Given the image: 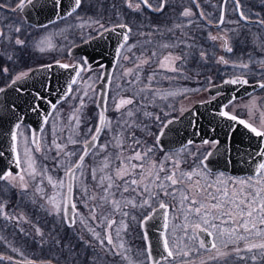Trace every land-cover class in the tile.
Returning <instances> with one entry per match:
<instances>
[{"label": "snow or ice", "instance_id": "snow-or-ice-1", "mask_svg": "<svg viewBox=\"0 0 264 264\" xmlns=\"http://www.w3.org/2000/svg\"><path fill=\"white\" fill-rule=\"evenodd\" d=\"M57 9L63 6L62 0H54ZM125 3L129 9L134 12L143 13L144 9L149 12H163L167 0H125ZM196 3V0H193ZM226 5L229 0H223ZM234 10L238 12L239 21H245L246 23H257L264 25V19L252 21L246 13L241 10L240 0H232ZM33 4V0H17V3L13 11H23L26 5ZM82 0H71V6L67 10V16L76 15L79 17L78 9L81 8ZM199 7V4L196 5ZM6 5L0 3V8H4ZM59 14V13H58ZM182 17H190L193 15L190 8H185L180 13ZM200 16L203 18L204 13L201 12ZM63 18V16H61ZM55 22V21H52ZM100 28L107 31H116L121 29L119 35L122 38V43L118 44L116 48V64L118 68H123L120 64L121 60H128L129 56L127 53L132 51L134 45H129V37L132 33V27L124 22L117 23L113 28H107L99 20L95 21ZM224 23V15L221 14L218 21L215 22V26L219 28ZM84 25L81 24V27ZM42 27H47L43 25ZM176 28L184 27L183 22L175 25ZM15 33H20L22 25L14 26ZM159 31V29H155ZM169 32L172 29H168ZM151 33H149L150 35ZM143 35V33H141ZM0 38L8 39L10 42L17 46L23 47L25 41L18 35L13 37L8 33L0 30ZM208 39L212 41H222V47L226 52H232L233 49L229 44V40L225 34L218 33L212 35L209 33ZM50 45L47 38L40 41L38 45L41 52L45 51L43 45L45 43ZM150 42V41H149ZM183 41L177 43H161L159 48L168 49L178 47ZM185 47L190 48V44H185ZM264 48V43L261 44ZM188 53L181 55H174L169 52L167 55H163V58L158 57V53L153 51L151 56L147 58L137 57L136 61H133L134 68H123L121 76H131L132 80L128 81V84L134 82H140V71H142L145 64H149L153 57H156V63L160 68L167 71L177 72L178 69L175 66L176 61L186 60ZM200 58L205 60L207 54L204 51L200 52ZM11 59V57H9ZM251 60V57H249ZM217 63L229 64V60L221 56L217 60ZM88 61L87 59L81 60L77 64H59V67L64 69H73L76 78H81V73L87 71ZM233 67H239L241 69H248L249 63L239 62L234 63ZM3 71L6 73L8 70L5 68ZM29 76L28 72H21L17 74L6 87H12ZM154 77H148L147 83L144 85L145 89L151 90V82ZM105 84H110L109 78L101 77ZM77 83V79H72L66 87L65 99L69 96H75L72 85ZM226 85H245L248 83L246 79L241 76H236L232 79L223 81ZM220 87V85H216ZM260 88H264V82L259 84ZM20 91V89H16ZM6 91L5 87H0V93ZM95 91V89H93ZM88 92H84V96H87ZM36 99L44 101V97L39 93H36ZM108 93L104 92L100 95L97 103L99 109L97 114V123L94 128L90 127L86 130L83 140L74 138L70 135L65 143H58L56 139H53L51 147L47 149V152H54L50 158L54 162V166L57 169L63 170V176L54 178L53 175L49 174L50 170L46 165L39 166L36 160L30 154L32 151L40 152L41 142L37 137L36 132H32L31 136H26L22 128V121L17 118L12 128L9 130V136L11 140L10 149L14 154L15 165L20 168L21 171L13 174L8 171L5 174H0V181H7L12 187H19L21 195L27 194L30 187H32V203L41 207L48 215L59 218L62 224L68 227H74L79 219L81 224H85L88 231L91 233L93 239L91 241H84L86 246L96 248L97 246L105 250L106 252L114 255L121 256L123 259L128 260L129 264L132 261L125 254L127 249L123 243H116L113 238V225H117L115 228L116 239H120L121 228L126 229L127 225L121 220L119 223L112 218L115 213H120L122 216H128V213L123 211V208L131 205L132 207L154 209V205L158 203V209L163 210L164 224L163 228L167 229L169 226L168 222V209L169 205L161 198L172 197L177 198L179 193L180 210L184 215L185 223L180 226L181 231L185 233L187 238L198 244L199 249H204L210 253V260H218L220 258L225 259V264H228V257L235 256L239 260L245 262V264H264V149H258L256 156L259 158V162L253 171V174L243 180H231L230 178H224L217 176L215 181H209L201 176L199 172H183L180 171V162L174 158L165 157V161L172 160V168L168 169L165 163L161 162L157 165L151 162L150 153L151 148L141 151H134L131 156L122 157V153L115 155L105 154L102 159L94 161L95 167H90L91 180L95 182L94 187L96 192H91L89 188L84 184V178L86 173V157L99 156L101 153H106L109 147L108 143H101V134L105 132V129L113 131L111 128L112 121L106 116L108 111ZM135 101V95L132 97H120L119 99H113L112 107L116 111L127 108L128 105H133ZM84 107V98L80 97L79 105L74 108L72 120L75 121L73 132L79 128L81 117L83 115L82 109ZM227 108L228 105L223 106ZM15 106L13 105V111ZM55 109V105H52ZM33 111L39 112L40 108L38 105L33 106ZM125 115L129 118L134 116L133 110L129 109ZM150 115V113H145ZM219 115L229 121H235L238 124L244 126L251 133L258 138H264V120H262L260 127L253 126L243 119H239L236 115L229 111H220ZM49 113H44L42 123H48ZM159 119V117H157ZM125 125L131 127L129 121L124 122ZM172 123V121H168ZM167 127V124L164 125ZM163 134V129L160 135ZM78 136V133H75ZM113 144L114 148H120L122 141L120 140V134L114 133ZM159 142V136H158ZM111 143V142H110ZM136 144L140 141L136 140ZM208 143V141H205ZM34 145V148H30L29 145ZM71 144L73 147L68 150V145ZM21 146H23V156H21ZM210 155V154H208ZM0 156H3V152H0ZM47 159V155L45 156ZM119 160V165L114 166V161ZM207 160V155L204 160L201 161V165ZM138 161L139 163H133ZM137 169L139 171H137ZM164 173V175H161ZM27 177V178H26ZM127 177V178H126ZM195 177V178H194ZM47 181L48 185L55 190L53 195H49L45 191L44 182ZM117 181H122L118 183ZM31 182V184H30ZM66 185V188H65ZM79 187L82 191L81 201L85 207H89L90 202L93 203L89 207L90 215L84 218L78 211L77 203L81 201H74V188ZM135 193L140 197L139 201H133L131 199H116L117 194L123 197L124 193L128 192ZM40 201H44L40 204ZM7 203L0 202V217L6 221L15 222L20 224L21 222H28L27 217L21 212L19 214L7 211ZM101 208L98 214L97 209ZM154 215L150 214L144 217L141 224H146L148 220L152 219ZM135 219V217H133ZM90 222V223H86ZM35 234L41 238L42 243L48 242L49 238L55 246H61V239L55 234V232L49 233L46 237L41 227L37 224H33ZM175 227V226H173ZM101 231H97V229ZM191 229V231H189ZM23 231V229H21ZM201 234L211 239L205 240L201 238ZM81 239H83L81 237ZM147 240V235L144 236ZM161 241L163 246V252L166 256H163V260L167 264H173L177 255L184 257L189 256L191 249H181L175 247V243L170 241L169 235L166 232H161ZM241 244L243 245L241 247ZM231 249L226 251V249ZM15 251V249H13ZM123 250V251H122ZM243 253V254H242ZM145 258L147 264H160L156 257L153 256L151 246L146 245L144 249ZM7 260L9 264H33L32 261H13L12 257H6L0 255V262ZM51 264V262H48ZM186 264H192L191 261ZM201 264H205L204 261Z\"/></svg>", "mask_w": 264, "mask_h": 264}, {"label": "rangeland", "instance_id": "rangeland-1", "mask_svg": "<svg viewBox=\"0 0 264 264\" xmlns=\"http://www.w3.org/2000/svg\"><path fill=\"white\" fill-rule=\"evenodd\" d=\"M11 0H6V7L0 8V30H3L4 32L8 33L10 36H19L21 39L25 41V45L23 47L18 46L19 53H27L28 57L25 58L20 64L18 62L17 65H15L14 73L13 75H17L21 72H29L32 68L35 66L51 63V62H61L64 64H74L76 62L81 61V56H75V57H69L68 51L69 49L78 44V39L76 36L74 37V33L79 35L86 33V35L81 36L83 39H88L97 33L103 31L104 29L100 28L98 24L95 23L96 20H99L101 23H103L107 28L111 27L113 25H116L117 23L123 22V15L120 14L116 18L115 22H112L111 24H106L102 21V19L98 18H92L84 20L85 13L79 12V17L76 18V15L73 14V16H67L65 18L59 19L49 25L47 27H41V28H32L29 25H27V22H25V19L22 17V13L19 11H11V8H14L17 0H15V3L10 4ZM85 1V0H83ZM82 1V4H83ZM88 2H90L88 0ZM220 1L219 6L213 5L211 3L209 13L206 12V15L211 16L212 12H216L218 16L219 8L221 5V8H223V2ZM251 0H240L241 3V10H243L246 15L249 16V10L248 8H251L250 4ZM81 4V7H82ZM207 4V2L205 3ZM11 5V6H10ZM13 6V7H12ZM225 13L227 16L230 15L225 21L226 26H228L229 23H235V21L239 20V16L237 15V11L234 9L231 10L230 8H234L233 6L226 4L224 5ZM222 14V11L221 13ZM209 18V17H208ZM218 21V19L215 20V22ZM81 24L84 26L81 27ZM237 24V28L234 30V35L232 38L234 39V42L232 43V49L233 51L231 53H224L222 50H218V48L213 45L209 44L210 46L206 47L205 53L207 54V58L205 61L208 63L209 67L211 69L209 75H215L216 72H218L221 69L228 70V73H226L227 77H233V76H241L246 78L248 81L250 79L248 77H257L260 78L264 75V48L261 47V44L264 43V29H259L254 24H248L243 23V21H239ZM22 25V30L20 33H15L13 28L14 26ZM223 26V25H222ZM219 27V28H222ZM215 27V25H214ZM217 28V27H215ZM227 30L226 37L230 41L229 37V30L230 27H225L221 29L220 31L223 32ZM242 29H247V31H251V35L249 36L252 39V54H248L245 56H241L240 53L237 50L236 41L237 38L242 31ZM233 31V29H231ZM204 32V30H203ZM133 36V35H132ZM47 38V41L50 42L49 44L46 42L43 47L45 48V51L41 52L39 50L38 45L40 44V41ZM134 41H137V38L133 39ZM236 40V41H235ZM84 41V40H83ZM10 43L8 39L0 38V53L3 56V59L6 60V44ZM81 43V42H80ZM132 45V43L130 44ZM31 55L32 57H30ZM217 55L225 57V59L229 60V64H221L217 63ZM251 57V60L249 59ZM247 62L249 63L248 69H241L239 67H233L234 63L239 62ZM102 72V67L94 68L90 71H84L81 73V78L77 79V83L74 85L73 90L75 93V96H69L66 100L61 102L55 109V111L52 113V115L48 119V123L44 127L41 135H40V142H41V148L42 150L40 152L32 151L30 154L32 157L36 160V163L39 166L46 165L48 169L50 170L49 174L53 175L54 178H59L63 176V170L57 169L54 166V162L51 160V156L54 155V152H47V149L51 147L53 139H56L58 143H65L70 135H73L74 138H78L80 140H83L84 134L86 130L90 127L94 128V126L97 123V114H98V108L96 105L97 97H98V91L96 88V84L99 81L100 75ZM168 72V71H165ZM121 69L116 67L114 72L112 73L111 77V83L109 87V93H108V111H107V117L112 121L111 128L113 131H109L108 129H105V132L103 133L100 142L101 143H108L109 147L107 149L106 153H101L99 156L92 157L89 156L86 159V173L84 178V184L89 188L91 192H96V188L94 187L95 182L91 180L90 175V167H95L96 164L94 161H98L103 158L105 154L107 155H115L117 153H122V157H128L131 156L134 152H130L131 143L127 142V138H130L132 135L131 131L138 127L139 125V119L144 116L145 103L143 102V99H151V103H168V104H178L182 103L181 109L188 107L191 103H194L195 101H198L199 99H202L205 95V91H208L206 88L207 86L214 84L213 82H219L218 80L214 79V76H211L208 79H204V81L199 82L196 80H191L184 82L183 84L178 83L177 85L174 84L172 86L168 85V89H166L164 86V82H160V85H157V87L151 86V90L145 89L144 91H137L135 97V101L133 105H128L127 108L121 109V111H116L113 107V99H119L120 97H127V95L124 93L126 87L122 86V83L124 79H130L131 76L128 77H122L121 76ZM14 76V77H15ZM226 78V77H225ZM224 78V79H225ZM168 81V80H167ZM251 82V81H250ZM95 89V91H93ZM143 89V87H139V90ZM87 91L88 95L84 96V92ZM83 96L84 98V107L82 109L83 115L81 117L79 128L75 129V133H78L79 135L76 136L73 132V128L75 125V121L72 120L73 116V110L75 107L79 105L80 97ZM238 103L242 104V107H246L252 111L250 108H257V103L264 102V90L261 88L260 90L256 91L255 94L252 96L241 99L237 101ZM149 107V106H148ZM166 107V106H165ZM178 108V106H175ZM150 108H154L151 106ZM161 108V107H158ZM231 108V107H228ZM133 110L134 116L129 118L125 115V113L129 110ZM160 111V110H159ZM164 113L156 114V124L158 127H156V134L157 135L159 128L162 125V121H158L157 117L164 118ZM254 116H252V123L253 126H260L261 122L258 123L254 119ZM129 121L131 123V127H128L125 125V121ZM142 127V125L140 126ZM21 131L24 132L26 136H30V129L26 125H22ZM114 133L120 134V140L122 141V145L120 148H114L113 144L115 141L113 140ZM136 133V132H135ZM133 133V134H135ZM137 134V133H136ZM154 136V137H155ZM111 142V143H110ZM152 141L148 142V144H151ZM30 148H34V145H29ZM73 146L71 144L68 145V150H71ZM150 148V147H149ZM148 149V147L145 148V150ZM21 156H23V146H21ZM142 152V151H141ZM47 155V159L45 156ZM151 157V154H149ZM137 161H133V163H136ZM119 165V160L114 161V166ZM21 171V169H20ZM138 171V169H137ZM14 174V173H13ZM27 178V177H26ZM127 178V177H126ZM118 183H122V181H117ZM31 184V182H30ZM45 191L49 195L57 194L55 193V190L51 187V185L47 184V181L44 182ZM66 188V185H65ZM11 191H14L16 197L14 200L5 199L4 193L10 194ZM32 187L29 188L28 193L21 195V190L19 187H12L10 184L7 183V181H0V202H6L7 206L8 203H11L12 201L15 202V204L20 205L25 203L32 202ZM82 197V191L79 187L74 188V201H81ZM116 199H131L133 201H139L140 197H138L133 192L124 193L123 197H121L119 194H117ZM7 200V201H5ZM40 204H43L44 201H40ZM93 203H97L95 201L89 203V207L93 205ZM32 207H34L39 214H42V216H47L49 219V223L47 221V225L50 226L48 230H59L64 231L65 227H67L65 224H62L59 220V218L48 215L41 207L39 208L38 205L31 204ZM89 207H85L83 202L77 203L78 211L81 213V215L84 218H87L89 213ZM33 208V209H34ZM146 208V207H145ZM7 207V211H8ZM148 209V208H146ZM144 208L140 207H132L131 205H128L127 207L123 208V211L128 213V216H122L120 213H115L112 218H114L118 223L123 220L124 223L127 225V228H121L120 232V239H116V233L115 228L117 225H113V238L116 243H123L125 246V249H127V252L125 253L129 259L132 261V264H147L145 254L141 252L137 247L138 243L134 236V230H135V223H137L139 216L141 217L142 214L138 216V211H142ZM149 210V209H148ZM146 211V213L148 212ZM98 214L103 211V209L99 208L97 209ZM12 212V211H11ZM144 215V214H143ZM135 217V219H133ZM143 217V216H142ZM23 223V222H22ZM86 223H90L87 222ZM1 225V222H0ZM29 225H33L31 222ZM26 224V226H29ZM135 225V226H134ZM70 228V227H67ZM2 229L0 231V240L1 244L4 246L2 250H0V255L6 256V257H15L19 258L23 261H28L31 259L25 251L22 245L15 244L18 242L15 240L14 235L17 234V232L14 229ZM72 233L79 235L81 237H85L88 239V241H91L93 239L91 233L88 231L85 224H81L79 219L77 220L76 225L72 228ZM97 231H101V229H97ZM11 239V240H10ZM15 249V251L13 250ZM94 249V253H92V257L89 260L88 264H129L128 260L123 259L121 256H114L105 250L100 249L98 246ZM123 251V250H122ZM61 256L62 253L60 252ZM59 252L56 251L55 256L60 255ZM12 255V256H11ZM60 257V256H59ZM0 264H9L7 260L0 262ZM40 264V263H38Z\"/></svg>", "mask_w": 264, "mask_h": 264}, {"label": "water", "instance_id": "water-1", "mask_svg": "<svg viewBox=\"0 0 264 264\" xmlns=\"http://www.w3.org/2000/svg\"><path fill=\"white\" fill-rule=\"evenodd\" d=\"M62 4L63 6L57 9L54 0H33V4L26 5L21 13L27 24L41 28L43 25L53 23L52 21L62 19L61 16L67 17L66 12L71 6V0H62ZM224 5L222 14L225 20ZM251 20L256 21L257 19ZM114 26L108 28L111 29ZM121 31V29L107 32L103 30L72 46L68 51L69 57L81 56L82 59H87V71L103 66L99 81L96 84L97 101L102 93H109L110 84H105L101 77L111 80L116 66V48L118 44L123 42L119 35ZM77 63L79 62L74 64ZM59 64L64 63L51 62L36 66L28 72L27 78L18 81L12 87L4 86L6 91L0 93V152H3V156H0V174H5L8 171L14 174L20 172V168L15 165L14 154L10 149L11 140L9 136V130L17 118L21 119L22 125L29 127L30 136L32 132H36L40 139V135L46 126L42 123L44 113H49V119L56 107L66 100L67 85L72 79H78L75 77L73 69L61 68ZM235 77H226L224 80ZM223 81L208 89V94L217 95L216 98L204 103H197L180 117L170 120L172 123L167 122V127L162 128L163 134L160 135L161 131L159 133L158 145L162 149H175L186 145L191 140H219V144L209 153L210 155H207V160L204 161L205 166L209 169H222L235 175L253 174L256 164L259 162L256 153L258 149H264V138H258L243 125L221 117L219 112L223 110L225 104L232 100L246 97L260 90V82L226 85ZM216 85H220V87H216ZM17 88L20 91H17ZM36 93L42 95L44 101L36 99ZM53 104L55 109L52 108ZM13 105L15 106L14 111L12 110ZM34 105L39 106V112L33 111ZM102 135L103 133L101 137ZM151 220H148L146 224ZM146 224H143V227L148 237V245L151 246L153 256L161 262L166 253L163 252L162 248L153 247L151 234L145 228Z\"/></svg>", "mask_w": 264, "mask_h": 264}, {"label": "trees", "instance_id": "trees-1", "mask_svg": "<svg viewBox=\"0 0 264 264\" xmlns=\"http://www.w3.org/2000/svg\"><path fill=\"white\" fill-rule=\"evenodd\" d=\"M88 0L83 1L82 7L79 12L85 13L84 20L98 18L102 19V21L106 24H111L115 22L116 18L120 13L117 11V0ZM0 3L6 5V0H0ZM15 3V0H11L10 4ZM251 8L249 10V17L250 19H264V0H251L250 2ZM11 6V5H10ZM13 7V6H12ZM134 13H128L125 18L134 17ZM148 16V14L146 15ZM176 16L174 15V18ZM147 22V21H145ZM257 28L262 29L261 25H255ZM264 26V25H263ZM153 22H147L145 27L140 28V31H136V38L135 36L132 37V42L135 47L138 48V54L140 57L147 58L151 56L153 51L158 53L159 58H163V55H167L169 52H172L174 55H183L184 53H188V57L186 60L176 61L175 66L178 69L177 72H165L167 70L160 68L159 65L156 63L157 58L153 57L152 61L149 64H145L143 66L142 71H140V82H134L133 84H128L130 79H124L122 86L126 87L124 93L127 97H132L136 95L139 87H143L147 83L148 77H154L151 86L157 87L160 85V82L166 81L163 84L165 86H172L174 84L196 80L199 82H203L204 79H208L211 76H214L215 80L222 81L228 73V70L221 69L216 72L215 75H209L211 69L208 63L205 60L200 58V52L206 51L205 48L210 46L200 35V29L195 24L189 23L187 27H180L176 28L175 25L171 27L172 31L169 32L168 29H161L162 31V38L154 39L153 34L154 30ZM244 31V29H242ZM143 33V35H141ZM149 33H151L149 35ZM135 34V33H134ZM86 35L83 34H75L74 37L78 39V43L82 42L83 39L81 36ZM150 41V42H149ZM179 41H183L178 47L168 48V49H161L159 45L161 43H177ZM185 44H190L191 47H185ZM237 50L240 55L245 56L248 54H252V39L248 37L245 33L239 34L237 41ZM7 52H6V60L3 59V56L0 53V87L7 85L11 79L14 78V68L15 65L19 64L28 57L27 53H19L18 46L12 42H8L6 44ZM207 52V51H206ZM32 57L31 55H29ZM11 57V59H9ZM82 60V59H81ZM126 62L123 63V65ZM7 69L8 71L5 73L3 69ZM248 77L251 82H264V75L260 78ZM168 80V81H167ZM264 90V88H262ZM136 98V97H135ZM138 99V98H136ZM151 99H143V102H150ZM152 108L146 107L145 111H149ZM139 126L136 127L131 131L132 135L130 138H127V142L131 143V148L129 149L130 152L134 151H142L145 150L146 147H150L152 143H154V136L156 134V119L153 115H145L142 116L139 120ZM142 125V127H140ZM137 134H136V133ZM135 133V134H133ZM140 141L139 144H136L135 141ZM152 141L151 144L148 142ZM5 199L14 200L16 195L14 191L11 193L6 194L4 193ZM15 204L14 201L8 203V211L12 213H23L32 224H37L41 227L42 231L45 233V236L48 237L49 233L55 232V234L61 239V246H55L51 239L49 238L48 242L42 243L41 238L35 234V229L33 225H29L28 222H21L20 224H16L15 222H10L4 220L0 217L1 225L0 227L3 229H14L17 234L14 235L16 242L15 244L22 245L24 248L25 253L31 257L30 261L33 264H88L90 258L92 257V253H94V249L90 246H86L84 241H88L85 237L81 239V236L72 233L73 227L67 228L63 231L57 230H48L50 228L47 225V221L49 223V219L47 216H42L39 212L32 207V202L25 203V205ZM39 207V206H38ZM34 208V209H33ZM40 208V207H39ZM28 224L29 226H26ZM23 229V231H21ZM11 240V239H10ZM4 246L1 244L0 240V250H2ZM60 252L62 253L59 256H55V253ZM1 253V252H0ZM12 256V255H11ZM13 259H19L12 257ZM21 260V259H19ZM29 261V260H28Z\"/></svg>", "mask_w": 264, "mask_h": 264}, {"label": "flooded vegetation", "instance_id": "flooded-vegetation-1", "mask_svg": "<svg viewBox=\"0 0 264 264\" xmlns=\"http://www.w3.org/2000/svg\"><path fill=\"white\" fill-rule=\"evenodd\" d=\"M220 1L223 2V0H196V3H193V0H167V4H166L163 12H159V13L149 12L147 9H144L143 13L134 12L127 7L125 0H117L116 6H117V11L123 15V22L129 24L132 27V33L130 35V40L128 42L129 45L131 43L133 45V42H132L133 36L132 35H134L136 38V34H139V33H136V31H138V30L140 31V28L145 27V24L147 22H150V21L153 22L154 30L159 29V31L155 30V32L153 34L154 39H159L160 37L162 38L163 33H162L161 29H170L173 25H177V24H180L181 22H183L184 27H187L189 23L195 24L196 26H198L200 29L201 37L207 43H209L210 45L211 44L215 45L218 48V50H222L224 53H229V52H226L224 50V48L222 47V41H220V40L212 41V40L208 39L209 33H211L212 35H217L218 33L227 35V30L224 29L225 31H223V32H221L220 30L225 28V27H228V28L230 27V30L228 32H229V37H230L229 44L231 47H232V43L234 42V39L232 38V36H235L234 30H235V28H237L238 25L235 23H233V24L229 23L228 26H226L225 21L228 17H230V15L227 16V14H226L227 12L225 13V21L223 23L222 28H215L214 27L215 20L219 19L220 15H221L220 14L222 11L221 5L219 8L218 16H217L216 12H212L211 16L205 14L206 12L209 13L211 3L213 5L219 6ZM206 2H207V4H205ZM197 4H199V7L196 6ZM229 5L234 7L232 0H229ZM185 8H190L193 15L190 17H182L180 15V13ZM230 9L233 10L234 8H230ZM11 11H12V8H11ZM19 12L21 13V11H19ZM201 12L204 13L203 18L200 16ZM128 13H134L135 16L130 17V18H125V16ZM147 14H148V16H146ZM174 15L176 16L175 18H174ZM237 15H238V12H237ZM145 21H147V22H145ZM243 23H246V22L243 21ZM27 25H29V24H27ZM254 25H260V24H254ZM29 26L33 28V26H31V25H29ZM261 26L264 29V26L263 25H261ZM231 29H233V31H231ZM203 30H204V32H203ZM241 33H245L248 37L251 35V31H247V29H245L244 31H241L240 34ZM127 55L129 56V59L128 60H121L120 64L123 66V68H134L133 61H136L137 57H140V54H138V48L134 46L132 48V51L127 53ZM219 57H221V56L217 55L216 57H213V58H215V59L217 58V60H218ZM124 62H126V63L123 65ZM116 67H117V64H116L114 70L116 69ZM102 68H103V66H102ZM123 68H120L121 71L123 70ZM222 81L213 82L214 84H211V85L218 84ZM211 85L207 86L206 89L208 90L211 87ZM164 87L166 89L170 88L168 86H164ZM255 93L256 92H254V93H252V94H250L244 98L235 99V100L229 102L227 105H228V107H231V108L227 107V108H223V110L229 111L230 113L236 115L239 119H243L252 125H253V123L251 121H252L253 115H255L254 119L256 121H258V123L262 122V120H264V102L257 103L256 104V106H258L257 108H253V107L250 108L252 110L251 112L248 108L242 107L241 106L242 104L237 102L238 100L248 98ZM216 97H217V95L211 96L208 94V91H205V95L203 96L202 99H199L198 101H195L194 103H191L186 108L182 107V109L180 108L182 103H178L175 105L168 104L166 102H164V103H156V102L145 103V106H149V107L153 106L154 107L151 110L145 111V112L150 113L151 115L155 116V118H156V114H160L162 112L165 114L164 118L158 119L159 122L162 121V125L159 128L157 135L154 137V143H152L150 146V148L152 149V152L150 153L151 154V162H154L157 165H159V163L163 162V163H165L166 168L170 169V168H172V160L169 159V160L165 161V157L167 156L170 158H174L180 162V171H183V172H199L202 177H204L205 179H207L209 181H215L217 179V176H222L224 178H230L231 180H243V179H246L249 176H251L252 174L235 175V174H232V173L225 171V170H222V169H218V170L209 169L205 166V164L201 165V161L204 160V157L206 155H208L219 144V140H211V139H206L203 141L191 140L186 145L175 148V149H162L158 145L159 133L168 121L180 117L185 111L192 108L195 104L204 103V102L212 100ZM175 106H178V108H176ZM158 107H161V108H158ZM256 127H258V126H256ZM205 141H208V143H205ZM143 151L144 150H142V152ZM136 163H139V162L137 161ZM161 175H164V173H161ZM161 198L169 205V209H168L169 226L167 229L163 228V224H164L163 210L158 209V203H156L154 205V209L148 210V209L144 208V210L138 211V216L140 214H142V215H141V217L139 216L140 219H138L137 223H135L136 226L134 225L135 226L134 236H135V239L138 243L137 248L141 252L144 253V249H145L146 245L149 244L148 241L144 239V236L146 234L144 231V227L141 224V221L144 219L145 216L153 214V212H154V215H153L151 222H149L148 224L145 225L146 230L151 234V244L153 245V247L156 249L162 248V250H163L162 241H161V232H166L169 235L170 241L175 243V247L181 248V249H186V250H187V248L191 249L190 254L187 257L177 255L173 264H186V262H188V261H191L192 264H201L202 261H204L205 264H225L224 258H220L218 260H210L209 259L210 253L206 252L204 249H199L198 244L194 241L189 240L187 238V236L185 235V233L183 231H181L180 226L183 225L185 223V221H184V215H183L182 211L180 210L179 193H177V198L175 200L172 199V197H163L162 196ZM5 201H7V200H5ZM147 210H148V212L146 213ZM173 226H175V227H173ZM1 230L2 229H0V231ZM189 231H191V229H189ZM201 238L205 239V240L211 239L209 237H206L204 234H201ZM242 246L243 245L241 244V247ZM230 250H231L230 248L226 249V251H230ZM13 261L14 262L15 261L24 262L23 260H19V259H13ZM160 264H167V262L162 260L160 262ZM228 264H245V262L242 260H239L238 257L230 256V257H228ZM249 264H251V262H249ZM257 264H260V262L258 261Z\"/></svg>", "mask_w": 264, "mask_h": 264}]
</instances>
